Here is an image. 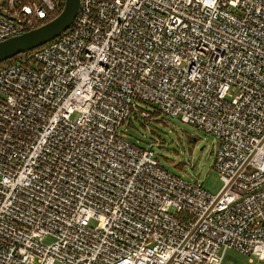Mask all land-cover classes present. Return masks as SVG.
<instances>
[{"label": "built area", "instance_id": "obj_1", "mask_svg": "<svg viewBox=\"0 0 264 264\" xmlns=\"http://www.w3.org/2000/svg\"><path fill=\"white\" fill-rule=\"evenodd\" d=\"M64 3L0 0V40ZM138 102L218 141L219 193L127 136L150 116ZM228 248L264 260V0H80L0 66V264H222Z\"/></svg>", "mask_w": 264, "mask_h": 264}, {"label": "rangeland", "instance_id": "obj_2", "mask_svg": "<svg viewBox=\"0 0 264 264\" xmlns=\"http://www.w3.org/2000/svg\"><path fill=\"white\" fill-rule=\"evenodd\" d=\"M138 106L150 116L133 114L126 129L127 136L144 147L154 143L158 158L166 169L188 180L198 179L209 192L219 193L224 183L213 166L218 141L180 118L158 113L151 104L138 102ZM222 264H264V260L254 257L250 262L248 256L228 249Z\"/></svg>", "mask_w": 264, "mask_h": 264}, {"label": "water", "instance_id": "obj_3", "mask_svg": "<svg viewBox=\"0 0 264 264\" xmlns=\"http://www.w3.org/2000/svg\"><path fill=\"white\" fill-rule=\"evenodd\" d=\"M79 8L80 0H65L63 10L53 20L23 34L1 41L0 63L56 39L74 22Z\"/></svg>", "mask_w": 264, "mask_h": 264}, {"label": "bare ground", "instance_id": "obj_4", "mask_svg": "<svg viewBox=\"0 0 264 264\" xmlns=\"http://www.w3.org/2000/svg\"><path fill=\"white\" fill-rule=\"evenodd\" d=\"M74 21H75V20H74ZM73 23H74V22H73ZM73 23H72V24H73ZM72 24H71V26H72ZM71 26H70V27H71ZM70 27H69V28H70ZM66 30H67V29H66ZM25 32H27V31H25ZM25 32H22V33H20V34H23V33H25ZM20 34H15V35H9V36H6V37H4L3 39H1L0 42L6 40V39H8V38H11V37H14V36L20 35ZM54 40H55V39H54ZM54 40H52V41H54ZM52 41H50V42H52ZM50 42H48V43H50ZM48 43L42 45L41 47L47 45ZM39 48H40V47H39ZM34 50H35V49H34ZM32 51H33V50H32ZM32 51H29V52H32ZM29 52H26V53H29ZM23 54H24V53H23ZM17 56H18V55H17ZM15 57H16V56H15ZM13 58H14V57H13ZM13 58L8 59V60H10V61L6 60V61L0 63V66L5 65V64H8V63H12V62L16 61L15 59L13 60ZM219 174H220V173H219ZM220 177H221V175H220ZM221 179H222V178H221ZM222 181H223V180H222ZM223 183H224V182H223ZM223 185H224V184H223ZM228 249H232V248H228ZM228 249H226V251H227ZM226 251H225V253H224V258H225ZM224 258H223V261H224ZM222 263H223V262H222Z\"/></svg>", "mask_w": 264, "mask_h": 264}, {"label": "trees", "instance_id": "obj_5", "mask_svg": "<svg viewBox=\"0 0 264 264\" xmlns=\"http://www.w3.org/2000/svg\"><path fill=\"white\" fill-rule=\"evenodd\" d=\"M27 54H28V53L20 54V55L14 57L13 60H14V59H15V60L21 59V58L25 57ZM8 61H10V60H8Z\"/></svg>", "mask_w": 264, "mask_h": 264}]
</instances>
